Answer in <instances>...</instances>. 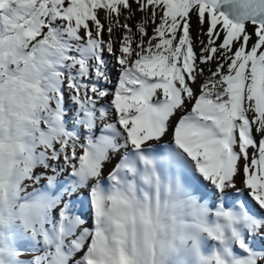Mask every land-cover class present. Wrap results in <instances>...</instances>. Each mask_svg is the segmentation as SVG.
<instances>
[{
    "label": "snow or ice",
    "instance_id": "1",
    "mask_svg": "<svg viewBox=\"0 0 264 264\" xmlns=\"http://www.w3.org/2000/svg\"><path fill=\"white\" fill-rule=\"evenodd\" d=\"M0 264H264V0H0Z\"/></svg>",
    "mask_w": 264,
    "mask_h": 264
},
{
    "label": "rangeland",
    "instance_id": "2",
    "mask_svg": "<svg viewBox=\"0 0 264 264\" xmlns=\"http://www.w3.org/2000/svg\"><path fill=\"white\" fill-rule=\"evenodd\" d=\"M194 34H195V31H194Z\"/></svg>",
    "mask_w": 264,
    "mask_h": 264
}]
</instances>
